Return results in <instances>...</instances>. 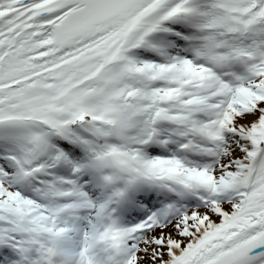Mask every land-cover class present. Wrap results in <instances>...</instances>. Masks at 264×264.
I'll list each match as a JSON object with an SVG mask.
<instances>
[{"label": "snow or ice", "instance_id": "obj_1", "mask_svg": "<svg viewBox=\"0 0 264 264\" xmlns=\"http://www.w3.org/2000/svg\"><path fill=\"white\" fill-rule=\"evenodd\" d=\"M0 264H264V0H0Z\"/></svg>", "mask_w": 264, "mask_h": 264}]
</instances>
